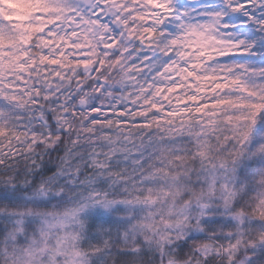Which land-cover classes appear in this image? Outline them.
<instances>
[{
	"label": "snow or ice",
	"instance_id": "6c2138e0",
	"mask_svg": "<svg viewBox=\"0 0 264 264\" xmlns=\"http://www.w3.org/2000/svg\"><path fill=\"white\" fill-rule=\"evenodd\" d=\"M0 264H264V0H0Z\"/></svg>",
	"mask_w": 264,
	"mask_h": 264
}]
</instances>
